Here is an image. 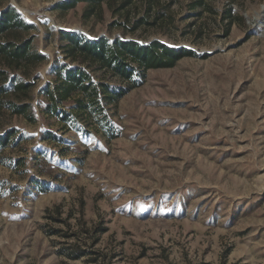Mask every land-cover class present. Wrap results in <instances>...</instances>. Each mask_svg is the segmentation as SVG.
<instances>
[{"label":"rangeland","instance_id":"obj_1","mask_svg":"<svg viewBox=\"0 0 264 264\" xmlns=\"http://www.w3.org/2000/svg\"><path fill=\"white\" fill-rule=\"evenodd\" d=\"M66 1L0 0L32 27L1 40L44 57L0 56V264H264V0ZM61 32L149 48L113 139L45 112L54 67L78 65Z\"/></svg>","mask_w":264,"mask_h":264},{"label":"trees","instance_id":"obj_2","mask_svg":"<svg viewBox=\"0 0 264 264\" xmlns=\"http://www.w3.org/2000/svg\"><path fill=\"white\" fill-rule=\"evenodd\" d=\"M107 0H67L62 8L74 9L79 3L92 6L101 5ZM23 23L17 10L10 6L0 11V56H6L20 62L43 61L44 57L37 53L21 55L18 47L21 45L11 40L2 41L16 30H29ZM61 48L68 59L78 65H56L53 69V81L42 90L44 95V109L48 115L71 127L83 126L89 130L103 134L108 139L115 138L111 121L107 115V106L119 102L131 89L143 83L148 71L149 48L134 41L116 39L110 42L105 37L90 40L84 35L61 32ZM167 49L164 48V53ZM74 61V62H73ZM174 59L159 61L158 66H171ZM109 75L120 79L127 87H117L109 82L96 80L93 73ZM6 77V76H5ZM1 76L0 80L6 82ZM141 82V83H140ZM13 89L26 92L31 88L29 84H20L14 81ZM7 93L4 86L0 87V96ZM12 115L25 117L35 122L31 113V105H7ZM86 131V132H87ZM13 132L0 138V145H8ZM80 253L78 258L82 256Z\"/></svg>","mask_w":264,"mask_h":264}]
</instances>
